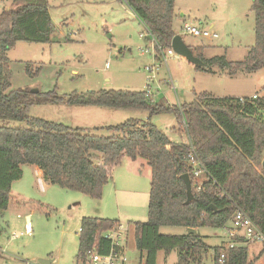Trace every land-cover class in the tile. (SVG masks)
<instances>
[{
  "label": "trees",
  "instance_id": "trees-1",
  "mask_svg": "<svg viewBox=\"0 0 264 264\" xmlns=\"http://www.w3.org/2000/svg\"><path fill=\"white\" fill-rule=\"evenodd\" d=\"M124 1L146 28L148 40H155L156 58L160 59V49L170 48L177 35L176 0ZM12 4L0 12V215L11 205L12 185L23 178V166H37L51 185L100 200L114 170L125 159H143L152 168V183L148 220L134 223L141 264H157L160 253L168 256L173 251L178 253L177 264H204L210 250L215 264H220L222 252L226 254L224 264H253L246 246L210 247L197 232L167 235L161 228L221 229L233 221L239 208L264 235V97H215L202 92L195 94L191 103L178 107L154 102L146 91L102 90L65 97L57 90L37 94L28 88L12 90L9 51L19 42L50 43L54 33L49 0H12ZM252 10L256 40L246 59H206L205 47L190 46L207 65L196 67L198 71L214 74L213 69L219 68L235 76L240 71L252 73L264 68V0H253ZM27 72L33 75L29 67ZM64 103L145 111L149 119H131L108 127L111 136H98L93 131L99 129H74L29 114L33 106ZM164 114L177 118L188 143L173 142L153 122ZM191 146L206 171L200 181L189 163ZM186 174L193 186L190 202L181 179ZM119 224L118 220L83 217L78 260L86 261L93 249L108 255L111 243L103 234Z\"/></svg>",
  "mask_w": 264,
  "mask_h": 264
},
{
  "label": "rangeland",
  "instance_id": "rangeland-1",
  "mask_svg": "<svg viewBox=\"0 0 264 264\" xmlns=\"http://www.w3.org/2000/svg\"><path fill=\"white\" fill-rule=\"evenodd\" d=\"M252 5L253 0H176L174 28L177 35L182 36L191 47L211 44L213 47L208 49L206 57L225 56L229 61H243L256 40ZM12 6V0H0V12ZM49 13L54 25L50 43L19 42L8 53L12 90L28 88L43 93L57 90L59 96L65 97L102 90H150L154 102L178 107L191 103L195 94L203 91L220 97H253L254 94L264 97V68L252 73L244 70L232 76L219 68L213 69L214 74L198 71L177 54L167 63L161 56L157 59L146 28L124 0H49ZM181 19L198 26L214 25L213 29L220 37L217 40H202L185 36ZM152 66L153 71L147 70ZM27 67L33 75L28 74ZM84 108L96 112L107 110L111 114L87 113ZM29 114L32 118L65 124L74 129L103 124L106 126L104 131H93L98 136H111L113 132L108 130L110 126H118L131 119L147 122L149 117L145 111H110L65 103L33 106ZM154 119L155 124H162V132L171 139L181 140L175 134H185L177 126L178 121L173 114ZM26 172L25 180L16 183L15 189H28L34 201L26 198L28 203L24 205L11 204L0 215V264H41L42 260H55L51 264H88L78 260L83 217H100L106 210L112 215L110 217L118 218L114 215H118L119 211L134 210L135 213L128 218H118L120 223L129 227L134 222L148 220L151 179L144 181L143 195L134 191L125 200L124 206L119 201L106 209L103 198L97 200L55 185H49L47 189L40 185L39 189H33L29 173ZM109 202L108 199L107 205ZM35 203L40 209L34 207ZM27 216H30V234L26 229ZM228 224L232 225L231 222ZM161 233L181 235L185 229L162 227ZM200 234L211 235L205 238V243L211 247L229 246L227 229L204 227L200 228ZM127 240L128 264H141L134 230L131 231L130 240ZM233 240L246 241L240 235ZM244 244L248 247L249 259L253 264H264V245ZM177 263L176 251L168 256L164 253L158 256L157 264ZM204 264H215L213 250L207 254Z\"/></svg>",
  "mask_w": 264,
  "mask_h": 264
},
{
  "label": "crops",
  "instance_id": "crops-1",
  "mask_svg": "<svg viewBox=\"0 0 264 264\" xmlns=\"http://www.w3.org/2000/svg\"><path fill=\"white\" fill-rule=\"evenodd\" d=\"M182 17H184V16L182 15ZM175 19H176V12H175ZM180 22H181V26L182 27H183V25L185 23H187L185 19H181ZM174 24H175V21H174ZM210 28H214V25H210ZM174 30H175V28H174ZM175 32H176V30H175ZM203 45L205 46V49L203 51V56L206 59L213 58V57H206V52L208 51V49L212 48L213 46H211V44H201V45H198V46H203ZM198 46H195V47H198ZM203 92H208V93L212 94L213 96H215L210 91H203ZM200 93H202V92H199L197 94H200ZM245 96H247V95H241V96L224 95L223 97H245ZM215 97H220V96H215ZM247 97H252V95L251 96H247ZM90 108L103 109V108H97V107H90ZM84 109L87 111V113L95 111V112H92V113H94V114L95 113H97V114L98 113L111 114V112H108L107 110H99L101 112H96L97 110H87L89 108H84ZM110 111H113V110H110ZM148 119H149V117H148ZM140 121H142V120H140ZM155 122L156 121H154V123ZM94 126H96V127H94ZM94 126H93V128H88V129H91V130L99 129L98 131H100V130L104 131V129L106 128V126H104L103 124H98V123H96ZM161 126H162V124H161ZM177 126H175V128ZM85 128L87 129V127H85ZM175 135L177 137H180L181 140L174 139V138L171 139L172 137L171 138L169 136L168 137L173 142L188 143V137L184 133L181 132V133L175 134ZM22 169H23V178L21 180L13 183L12 192H11V198H12L11 204H15L17 206L24 205L25 202H26V200H25L26 198H30L29 199L30 201H34V199H31L30 195L28 194V192H29L28 189H24V191L15 189L16 183H18V182H20L22 180L23 181L25 180V177L27 175L26 171H28V173H29V177H30L29 181H31V183H30L31 188L39 189V186L41 185V186H43L44 188L47 189L49 187V185H51V184H49L48 182L45 181L43 172L37 166L27 165V166H23ZM148 179H151V183H152V168L149 166V164L145 160H143V159L132 160V159H129V158L125 159L123 161V164L120 167H118V168H116L114 170L112 180L104 187L103 197L102 198L105 201L106 209H108V207L112 206L111 205L112 203L116 202V204H117L119 201H120L121 206H124L125 200L130 195H132L131 193H133L134 191H137L136 194H140L141 193L140 195H143L144 192H145V185H146L144 183V181H146ZM151 183H150V191H151ZM150 191L148 193L149 200H150ZM108 199H109L110 202L107 205V200ZM26 203H28V202H26ZM34 207L37 208L39 206L35 203ZM148 208H149V201H148ZM32 211H33V209H32ZM134 213H135L134 210H130L129 212L119 211L118 215H114V216H118V218H122V217L128 218V216L133 215ZM110 216H112V215H110V213H107L106 210H105V211H103V213L98 218L118 220L120 222V220L118 218L110 217ZM18 217H21V215H19ZM27 219H28V223L26 225V229H27V232H29V234H30L31 233L30 216H27ZM137 222H141V221H137ZM230 222L232 223L231 226H229V224L227 223V225L224 227V229H227L229 231V239H230L229 240V244L234 242V243L237 244V247L245 246L244 243H241L239 241L233 240L234 239L233 235L234 236L240 235V237H243V232L235 227L233 221H230ZM184 229H185V233L184 234H187L188 233V229H186V228H184ZM132 230H134V236H135L134 224L132 226L131 225L129 226V232H128V238L129 239L128 240H130V238H131V231ZM196 231H197V233L199 235L204 237V241H205L206 236L207 237L211 236V235H202V234H200V229H196ZM184 234H181V235H184ZM79 246H80V235H79ZM208 246H210V245H208ZM225 246L227 247V244H225ZM125 256H126V247H125ZM54 261L55 260H52L51 263H53Z\"/></svg>",
  "mask_w": 264,
  "mask_h": 264
},
{
  "label": "built area",
  "instance_id": "built-area-1",
  "mask_svg": "<svg viewBox=\"0 0 264 264\" xmlns=\"http://www.w3.org/2000/svg\"><path fill=\"white\" fill-rule=\"evenodd\" d=\"M182 31L185 36H191L194 38L202 40H217L219 39V34L213 28L198 26L194 24L185 23L182 27ZM142 38H146L141 36ZM150 43L156 50L157 44L154 39L150 40ZM149 48V47H148ZM149 52V49L146 53ZM157 52V51H156ZM176 53L174 52L172 46L167 50L160 49V56L167 63L169 58H172ZM149 71H153L154 68H147ZM150 94V90L148 91ZM254 99L258 96L254 95ZM189 163L193 167V174L196 180H201L206 175V171L198 158L195 148L191 146L190 153L188 155ZM201 183L199 184L197 191L201 190ZM233 222L236 228L243 232V237L248 243H264V235L260 232L255 223L247 216V214L237 208L233 217ZM129 227L120 223L113 229L109 230L103 234L105 240L110 241L111 250L108 255H102L97 249H93L87 253V259L85 262L88 264H128V258L125 256V242L128 238ZM235 238V236L233 235ZM232 237V238H233ZM237 244L232 242L227 246V248H235ZM226 260L225 252L221 253L219 263L224 264Z\"/></svg>",
  "mask_w": 264,
  "mask_h": 264
},
{
  "label": "water",
  "instance_id": "water-1",
  "mask_svg": "<svg viewBox=\"0 0 264 264\" xmlns=\"http://www.w3.org/2000/svg\"><path fill=\"white\" fill-rule=\"evenodd\" d=\"M172 48L174 52L185 58L190 64H192L195 67H202L205 68L207 65L203 60L200 58L196 57L195 54L192 52L190 46L186 44L184 38L180 35H176L173 40H172ZM31 93L37 94L39 93V90H32ZM158 127L161 126L160 122H157L156 124ZM262 168L264 169V159L262 161ZM183 182L185 183L186 189H187V195H188V202L193 200V186H192V181L191 177L189 174L183 175L181 177ZM197 231L195 229H189L188 234H195ZM41 264H51V261H45L42 260L40 261Z\"/></svg>",
  "mask_w": 264,
  "mask_h": 264
}]
</instances>
